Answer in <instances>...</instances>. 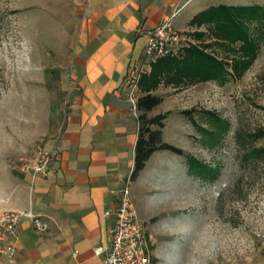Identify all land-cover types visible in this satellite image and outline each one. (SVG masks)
I'll use <instances>...</instances> for the list:
<instances>
[{
    "label": "rangeland",
    "instance_id": "374dc122",
    "mask_svg": "<svg viewBox=\"0 0 264 264\" xmlns=\"http://www.w3.org/2000/svg\"><path fill=\"white\" fill-rule=\"evenodd\" d=\"M221 4L264 7V0L202 2L178 28L180 46L160 60L167 64L192 47L202 49L221 63L220 76L172 70L144 81L158 58L136 83L138 96L141 84H151L149 92L162 98L147 117L165 114L161 141L183 152L155 151L129 184L151 264L264 263V33L249 58L239 42L213 35L212 24L192 21ZM67 7L68 0H0V149L5 145L7 172L57 133L67 111ZM255 26H248L254 35ZM142 62L141 55L127 73ZM128 89L126 74L125 97Z\"/></svg>",
    "mask_w": 264,
    "mask_h": 264
},
{
    "label": "crops",
    "instance_id": "0c3cea01",
    "mask_svg": "<svg viewBox=\"0 0 264 264\" xmlns=\"http://www.w3.org/2000/svg\"><path fill=\"white\" fill-rule=\"evenodd\" d=\"M204 1L68 0L69 103L44 141L55 158L46 175L32 178L20 164L7 172L0 149V210L30 212L45 226L21 217L12 239L18 263L102 264L95 249L108 244L113 222L104 212L129 178L137 139V117L123 95L128 67L142 55L146 30L167 17L178 30Z\"/></svg>",
    "mask_w": 264,
    "mask_h": 264
},
{
    "label": "built area",
    "instance_id": "2783aa9c",
    "mask_svg": "<svg viewBox=\"0 0 264 264\" xmlns=\"http://www.w3.org/2000/svg\"><path fill=\"white\" fill-rule=\"evenodd\" d=\"M171 19L172 17L164 18L157 26L145 31L142 67L134 73H127L129 89L126 100L133 109L138 98L136 83L144 67L147 63L172 53L183 40ZM54 158L53 150L39 144L28 159L20 161L19 170L32 178L44 176ZM129 184L128 178L116 193L114 207L104 212V216L112 217L113 222L109 229L108 244L95 249V253L102 256V264H151L145 225L136 213ZM22 216L31 218L35 228H45L30 212L0 210V264H20L12 239Z\"/></svg>",
    "mask_w": 264,
    "mask_h": 264
},
{
    "label": "trees",
    "instance_id": "16d2710c",
    "mask_svg": "<svg viewBox=\"0 0 264 264\" xmlns=\"http://www.w3.org/2000/svg\"><path fill=\"white\" fill-rule=\"evenodd\" d=\"M192 21L197 24H212L214 26L213 35L224 38L230 43L239 42L241 44L239 46L240 51L244 56L249 57L254 52L252 50H255L258 39L264 33V7L258 5L230 6L221 4L200 12L193 17ZM252 22L256 23L254 28L255 35L251 33L248 27ZM186 55L181 60H172L167 62V64L160 61L165 57L159 58L160 63H157L153 67V72L150 76L145 77L144 81L156 82V74L167 75L172 70L177 73L187 71L189 75H199L203 79L213 77L214 75L220 76L223 73L221 63L217 62L210 55L205 54L202 49L192 47L187 51ZM240 64L242 62L235 63L234 68H239ZM151 88V84L140 85L143 93L138 96L135 105V109L139 112L137 116L138 130L134 146L133 168L129 175V181L137 178L155 151L165 150L177 155L183 154L181 149L161 141V129L164 126L163 120L166 118V115L159 114L154 117H147V113L162 102L160 96L152 95L149 92ZM184 113L189 115L187 111ZM153 125L157 126L156 130L150 129V126Z\"/></svg>",
    "mask_w": 264,
    "mask_h": 264
}]
</instances>
